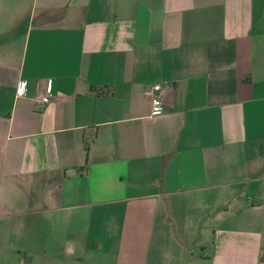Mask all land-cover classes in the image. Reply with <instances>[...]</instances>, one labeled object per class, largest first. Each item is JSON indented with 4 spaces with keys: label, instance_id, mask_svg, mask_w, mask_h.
I'll list each match as a JSON object with an SVG mask.
<instances>
[{
    "label": "crops",
    "instance_id": "obj_1",
    "mask_svg": "<svg viewBox=\"0 0 264 264\" xmlns=\"http://www.w3.org/2000/svg\"><path fill=\"white\" fill-rule=\"evenodd\" d=\"M0 264H264V0H0Z\"/></svg>",
    "mask_w": 264,
    "mask_h": 264
},
{
    "label": "built area",
    "instance_id": "obj_2",
    "mask_svg": "<svg viewBox=\"0 0 264 264\" xmlns=\"http://www.w3.org/2000/svg\"><path fill=\"white\" fill-rule=\"evenodd\" d=\"M51 90H52V84L49 83L47 87V94L43 98L42 102L47 103L50 100L51 97ZM24 89L23 86L18 90V96L23 97L24 96ZM152 94V107H151V116L152 117H159L164 114L165 112V106H164V88L162 85L157 84L152 87L151 90Z\"/></svg>",
    "mask_w": 264,
    "mask_h": 264
}]
</instances>
